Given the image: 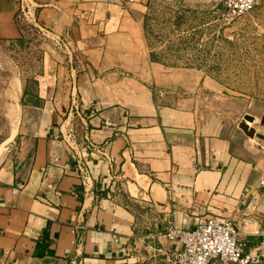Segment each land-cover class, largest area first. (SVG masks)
Instances as JSON below:
<instances>
[{"label":"crops","instance_id":"obj_1","mask_svg":"<svg viewBox=\"0 0 264 264\" xmlns=\"http://www.w3.org/2000/svg\"><path fill=\"white\" fill-rule=\"evenodd\" d=\"M17 1L0 9V43L23 36V9L54 47L32 78L15 64L1 94L17 125L0 154V264H172L169 225L215 214L246 252L264 243V99L205 98L193 72L153 61L146 0ZM242 18L264 28V0Z\"/></svg>","mask_w":264,"mask_h":264},{"label":"rangeland","instance_id":"obj_2","mask_svg":"<svg viewBox=\"0 0 264 264\" xmlns=\"http://www.w3.org/2000/svg\"><path fill=\"white\" fill-rule=\"evenodd\" d=\"M17 3L0 0V9ZM146 3L152 14L148 20L151 32L146 40L149 49L164 54L166 60L178 64L177 68L193 72L196 93L202 90L205 98L218 92L264 99V28H250L242 17L231 19L223 4L215 8L185 0H146ZM17 25L23 30L22 42L0 43V154L7 142L4 141L17 125L11 100L2 97L10 88L7 79L14 75L15 64L21 77L32 78L40 73L41 46L45 43L54 47L51 41H44L42 31L22 9L17 11ZM201 72L208 83L199 82ZM208 84L218 90L210 89ZM150 87L161 89L162 85L152 83ZM177 88L165 89L172 92ZM158 89H154L157 95ZM170 92L158 95L157 101L172 104Z\"/></svg>","mask_w":264,"mask_h":264},{"label":"built area","instance_id":"obj_3","mask_svg":"<svg viewBox=\"0 0 264 264\" xmlns=\"http://www.w3.org/2000/svg\"><path fill=\"white\" fill-rule=\"evenodd\" d=\"M261 0H222L227 16L231 19L250 14ZM23 10V9H22ZM24 11V10H23ZM87 186L89 173L84 162H79ZM264 185V179L260 180ZM251 203V202H250ZM249 221L248 218L243 219ZM165 236L182 244V249L168 255L172 264H262L264 243L246 252L241 231L230 216L215 214L197 222L191 229L169 225ZM71 264H83L73 259Z\"/></svg>","mask_w":264,"mask_h":264},{"label":"trees","instance_id":"obj_4","mask_svg":"<svg viewBox=\"0 0 264 264\" xmlns=\"http://www.w3.org/2000/svg\"><path fill=\"white\" fill-rule=\"evenodd\" d=\"M23 38H19V42H22ZM151 59L153 61H157L160 63H163L167 66H173V67H177L178 64L177 63H173V62H169L168 60H166L164 54H162L161 52H155V51H151Z\"/></svg>","mask_w":264,"mask_h":264},{"label":"water","instance_id":"obj_5","mask_svg":"<svg viewBox=\"0 0 264 264\" xmlns=\"http://www.w3.org/2000/svg\"><path fill=\"white\" fill-rule=\"evenodd\" d=\"M245 118H246L247 120H250V121L253 120V118H252L251 116H249V115H246Z\"/></svg>","mask_w":264,"mask_h":264},{"label":"bare ground","instance_id":"obj_6","mask_svg":"<svg viewBox=\"0 0 264 264\" xmlns=\"http://www.w3.org/2000/svg\"><path fill=\"white\" fill-rule=\"evenodd\" d=\"M12 137H14V135L12 136ZM11 139V138H10ZM2 152V151H1Z\"/></svg>","mask_w":264,"mask_h":264}]
</instances>
